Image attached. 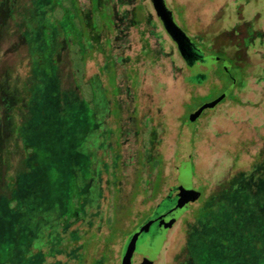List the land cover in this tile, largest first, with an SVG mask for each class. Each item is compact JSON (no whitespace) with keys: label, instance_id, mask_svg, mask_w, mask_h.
Returning <instances> with one entry per match:
<instances>
[{"label":"rangeland","instance_id":"rangeland-1","mask_svg":"<svg viewBox=\"0 0 264 264\" xmlns=\"http://www.w3.org/2000/svg\"><path fill=\"white\" fill-rule=\"evenodd\" d=\"M12 1L13 20L9 8L0 14V193L10 177L19 191L0 199V264H121L126 241L191 166L202 197L154 264H236L207 212L235 191L256 194L264 179V0H167L182 30L231 66L219 63L203 86L187 82L151 0ZM110 59L120 123L105 87ZM134 62L147 83L137 120ZM233 79L226 101L182 128ZM186 104L195 108L181 124Z\"/></svg>","mask_w":264,"mask_h":264},{"label":"trees","instance_id":"trees-1","mask_svg":"<svg viewBox=\"0 0 264 264\" xmlns=\"http://www.w3.org/2000/svg\"><path fill=\"white\" fill-rule=\"evenodd\" d=\"M12 2V0H0V14L3 12L7 13L6 8H9L8 5H10ZM8 12H10L9 18L13 20V11L9 8ZM19 26L21 25L19 24ZM23 37L25 38L24 33ZM107 47L108 49L111 48L110 42L107 44ZM150 63L151 65H154L156 61L150 59ZM116 65V62L113 59H110L109 63L106 65V67H108L109 77L108 82L105 83V87L108 95V100L111 102L112 117L113 119L118 120V123H120L124 114V106L118 100V97L121 95V87L117 79ZM30 70L32 73V66H30ZM133 71L136 72V75L138 76V88L133 87V75L131 74ZM90 76H92V74H90L88 77ZM126 77L134 93L132 99L135 104V113H133L134 115H132V117L135 118V116L138 115V117L140 118V115H142L144 113L143 111L145 110L144 106L142 105V102L147 96L146 78L145 76H143L141 71L136 68L135 62L128 69ZM92 78L93 76L90 77V79ZM188 79L189 78H187V82ZM193 88V93H195L196 87ZM27 90L29 93L28 102L30 103V98L32 96L29 92L30 89L28 87H26V91ZM194 97L204 99L207 96L202 97L196 93ZM137 101L138 103H136ZM203 103L204 102H201L198 106ZM191 104L185 105L186 113L180 119L181 124L183 119L188 116L189 113L187 112V109L191 107ZM194 108L195 107H191L192 110ZM157 116L158 113L156 114V118ZM30 122V116L21 119L20 122H17L15 124L16 135H19L20 137L25 126L28 125ZM185 124L186 120L184 122V125H181L182 128L185 126ZM29 159L30 158L26 156L25 159L22 161V175L24 176L30 175V173L28 172L27 165ZM260 165H262L260 166V169H264V161ZM261 181L262 183L260 184L259 192H257L256 194H247L248 191L244 189L235 191L233 194L224 197V199L222 200L218 199V206H211V209L209 210V212H207L210 221L208 222V224L210 227H212V229L210 230L214 233H217V235L220 236L222 241L227 242V247L230 250V258L234 259L236 264H264V179L262 178ZM2 189L3 191H1L0 193V199H11L14 194L19 191L15 177H10L8 180H6L5 186L2 187L1 190ZM142 190V186L137 184L135 191L143 193Z\"/></svg>","mask_w":264,"mask_h":264},{"label":"water","instance_id":"water-1","mask_svg":"<svg viewBox=\"0 0 264 264\" xmlns=\"http://www.w3.org/2000/svg\"><path fill=\"white\" fill-rule=\"evenodd\" d=\"M151 3L164 31L192 73L188 79L190 84L196 86L206 84L213 68L219 63L231 67L228 61L208 55L182 30L167 0H151ZM202 68L208 71L202 72ZM237 83L238 81L233 79L230 90L215 101L202 105L184 127L196 124L204 113L215 110L226 101L234 92ZM201 197L202 193L194 186L191 166L179 177V184L170 188L169 195L157 206L155 212L126 241L121 254V264H135L137 255L143 258V264H154L164 248L170 230L191 210L193 204L200 201Z\"/></svg>","mask_w":264,"mask_h":264},{"label":"flooded vegetation","instance_id":"flooded-vegetation-1","mask_svg":"<svg viewBox=\"0 0 264 264\" xmlns=\"http://www.w3.org/2000/svg\"><path fill=\"white\" fill-rule=\"evenodd\" d=\"M214 56H215V55H214ZM217 57L222 58V57H220V56H217Z\"/></svg>","mask_w":264,"mask_h":264}]
</instances>
